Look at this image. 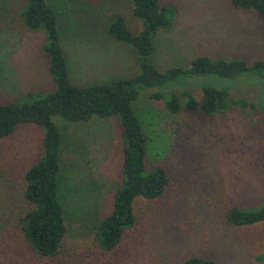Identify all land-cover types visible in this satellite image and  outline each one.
<instances>
[{
    "label": "rangeland",
    "instance_id": "374dc122",
    "mask_svg": "<svg viewBox=\"0 0 264 264\" xmlns=\"http://www.w3.org/2000/svg\"><path fill=\"white\" fill-rule=\"evenodd\" d=\"M104 2L124 17L128 28H139L128 2ZM161 2L172 4L176 14L168 30L152 36L151 58L158 70L185 67L198 55L242 58L246 63L264 59V23L255 12L231 7L229 0ZM44 41L41 31L22 26L15 8L0 7V102L18 100L26 91L53 89ZM60 45L70 81L77 86L129 77L135 71L129 46L106 35L97 23L66 29ZM243 76L232 80L198 76L184 86L196 100L200 91L194 84L203 80L227 87L232 97L255 104L212 116L184 108L169 114L163 99L148 98L150 89L139 90L131 106L138 118L141 114L146 120L145 168L166 169L169 183L164 196L134 199V224L112 251L102 250L93 234L68 224L56 264H180L188 252H201L219 264H264L255 258L264 255V220L242 226L224 220L231 206L264 204V82ZM51 118L63 130L61 158L71 168L67 177L74 186L75 202L107 214L121 180L116 118L92 116L78 122ZM41 139V127L32 123L17 124L10 135L0 138V174L10 181L16 195L24 170L39 157ZM10 206L9 198L2 196L0 264H33L35 259L30 262L16 247L22 244L16 242L20 240L17 230H4Z\"/></svg>",
    "mask_w": 264,
    "mask_h": 264
},
{
    "label": "trees",
    "instance_id": "16d2710c",
    "mask_svg": "<svg viewBox=\"0 0 264 264\" xmlns=\"http://www.w3.org/2000/svg\"><path fill=\"white\" fill-rule=\"evenodd\" d=\"M124 1L130 4L131 13L139 22L137 30L128 28L124 17L109 10L104 0H0L1 8L16 9L26 30L44 34L42 50L54 85L47 93L26 91L18 100L0 102V138L10 135L20 123H32L42 129L39 157L24 170L17 195L10 181L0 174V198L6 195L12 204L4 230H17L20 240L16 242L22 244L16 247H21L30 262L35 259L33 264L57 263L55 258L67 235L68 224L93 234L102 250L112 251L123 232L134 224V199L155 200L164 196L169 175L161 166L145 168L149 144L143 129L146 120L141 114L138 118L131 106L140 89H150L147 95L150 99H163L169 114L184 108L212 116L233 107L254 108L255 104L232 97L227 87H216L203 80L194 84L200 91V99L196 100L184 88L194 77L212 75L232 80L246 75L264 82V59L246 63L242 58L198 55L185 67L158 70L151 58L152 36L171 27L175 7L161 0ZM229 4L255 12L264 23V0H229ZM91 23H97L106 35L129 46L135 66L131 76L86 86L70 81L60 36L66 29L74 30L78 25ZM52 116L66 122L92 116L116 118L121 137V180L112 194L107 214L102 215L94 206L83 207L75 202L74 186L67 177L71 168L61 158L63 130L53 122ZM224 220L231 226L260 222L264 220V204L252 208L231 206ZM11 245L15 246L14 240ZM255 258L264 263V255ZM180 264L219 263L201 252H188Z\"/></svg>",
    "mask_w": 264,
    "mask_h": 264
}]
</instances>
